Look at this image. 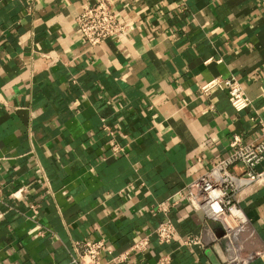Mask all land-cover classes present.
I'll return each instance as SVG.
<instances>
[{"label":"crops","instance_id":"0c3cea01","mask_svg":"<svg viewBox=\"0 0 264 264\" xmlns=\"http://www.w3.org/2000/svg\"><path fill=\"white\" fill-rule=\"evenodd\" d=\"M95 1L0 0L1 264H70L71 242L85 238L126 249L160 219L150 206L227 156L232 135L255 138L252 117L264 120V0H111L130 29L90 47L76 17ZM214 77H234L251 105L237 112L225 91L200 94ZM20 186L23 200L11 201ZM242 208L244 252L256 256L247 264H264V186ZM168 216L174 240L151 236L131 259L223 264L228 251L209 234L203 249L179 242L203 230L200 212L180 199Z\"/></svg>","mask_w":264,"mask_h":264},{"label":"built area","instance_id":"2783aa9c","mask_svg":"<svg viewBox=\"0 0 264 264\" xmlns=\"http://www.w3.org/2000/svg\"><path fill=\"white\" fill-rule=\"evenodd\" d=\"M77 34L90 47L100 45L113 36L128 33L130 24L126 15L120 14L113 7L111 0H97L85 4L76 17ZM212 89L226 92L231 107L239 112L251 105V99L245 94L234 77H214L199 86V93L208 95ZM212 109V105L209 106ZM257 125L255 138L244 141L239 135H232L228 141L230 152L219 157L197 178L189 182L184 190L170 195L164 201L149 207L152 215L161 214L150 233L138 237L126 249L113 253L103 238L81 239L72 241L69 249L70 264H146L144 259L133 260L132 255L143 257L153 236L160 245H167L177 235V228L168 216L170 209L183 199L193 211L200 212L204 219L202 231L188 232L180 238V244L188 249L205 246L204 236H208L217 246H224L228 253L223 264H247L256 256L253 252H244V235L249 236V220L242 203L264 186V170L257 169L264 157V120L251 118ZM108 135L113 131L101 125ZM120 147L113 143L111 150L116 152ZM25 187L20 186L8 191L11 201L24 198ZM2 186L0 185V195ZM28 210L35 219L39 212V204L30 202ZM208 221L216 225V231L209 227ZM41 235V232H37ZM170 256L162 254L155 264H168ZM1 264V263H0Z\"/></svg>","mask_w":264,"mask_h":264}]
</instances>
